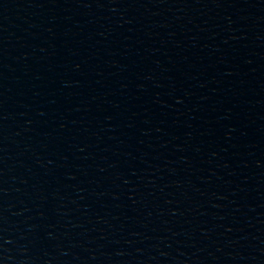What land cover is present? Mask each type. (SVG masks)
I'll return each instance as SVG.
<instances>
[{"label": "water", "instance_id": "water-1", "mask_svg": "<svg viewBox=\"0 0 264 264\" xmlns=\"http://www.w3.org/2000/svg\"><path fill=\"white\" fill-rule=\"evenodd\" d=\"M0 264H264L194 0H0Z\"/></svg>", "mask_w": 264, "mask_h": 264}]
</instances>
